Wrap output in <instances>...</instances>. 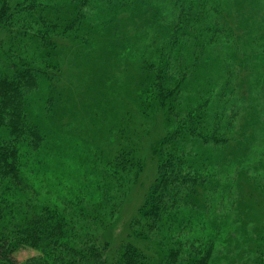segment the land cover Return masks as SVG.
I'll return each mask as SVG.
<instances>
[{"label": "trees", "instance_id": "trees-1", "mask_svg": "<svg viewBox=\"0 0 264 264\" xmlns=\"http://www.w3.org/2000/svg\"><path fill=\"white\" fill-rule=\"evenodd\" d=\"M86 8L162 35L139 60L137 107L165 134L115 250L105 236L141 183L149 129L125 116L113 156L61 151L63 41L87 42ZM245 23L231 0H0V264H264V24Z\"/></svg>", "mask_w": 264, "mask_h": 264}, {"label": "rangeland", "instance_id": "rangeland-1", "mask_svg": "<svg viewBox=\"0 0 264 264\" xmlns=\"http://www.w3.org/2000/svg\"><path fill=\"white\" fill-rule=\"evenodd\" d=\"M231 7L245 24L253 27L264 24V1L231 0ZM85 11L88 16L78 35L86 37L87 42L63 41V94L52 117L54 124L62 122L68 125L65 131L70 140L67 142V150L61 151L75 155L87 150H102L106 158H109L119 149L120 124L125 116L131 118L132 115V122L126 124L129 132L142 134L143 130L149 129L140 143L146 166L141 183L131 193L112 232L105 236L115 250L126 237L127 223L135 215L154 180L156 162L152 148L165 134L161 116L147 122V125L137 107L139 60L143 55L147 57L151 54L152 42L159 45L162 35L159 26L150 22L141 20L135 24L127 20L128 24H123L120 17H114L109 9L99 12L86 8ZM104 20L108 23L104 24ZM5 36L1 33L0 40ZM56 136L60 137L62 148H65L62 135L57 131ZM57 143L60 144L59 141ZM72 153L69 159L74 158ZM66 183L63 181V185ZM262 204L261 209L264 211V198ZM34 254L33 251H22L19 259L24 261Z\"/></svg>", "mask_w": 264, "mask_h": 264}]
</instances>
